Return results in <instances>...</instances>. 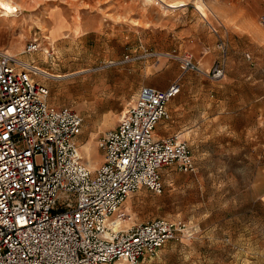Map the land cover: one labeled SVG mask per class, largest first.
Masks as SVG:
<instances>
[{
    "label": "rangeland",
    "instance_id": "374dc122",
    "mask_svg": "<svg viewBox=\"0 0 264 264\" xmlns=\"http://www.w3.org/2000/svg\"><path fill=\"white\" fill-rule=\"evenodd\" d=\"M184 1L168 8L157 0H0V49L17 41L14 54L35 59L50 73L89 70L46 82L54 103L82 116L76 143L90 145L89 155L80 152L97 168L104 159L99 138L115 127L134 91L149 81L169 85L179 73L175 59L160 57L157 63L145 54L192 52L205 70L213 62L205 47H215L214 60L222 59L216 45L221 37L223 77L183 74L167 107L171 118L184 116L187 124L201 126L199 142L187 138L196 171L162 166V193L133 192L123 205L130 217L125 225L165 217L194 226L192 236L169 240L139 264H264V0ZM198 4L219 35L203 21ZM61 9L70 27L62 17L55 29L51 17ZM33 33L46 37L41 48L51 55L21 52ZM127 53L143 57L108 64Z\"/></svg>",
    "mask_w": 264,
    "mask_h": 264
},
{
    "label": "built area",
    "instance_id": "2783aa9c",
    "mask_svg": "<svg viewBox=\"0 0 264 264\" xmlns=\"http://www.w3.org/2000/svg\"><path fill=\"white\" fill-rule=\"evenodd\" d=\"M42 39L33 33L21 52L51 55ZM216 45L222 59L205 70L190 53L145 54L175 59L178 78L164 89H139L115 127L99 138L104 159L94 169L79 155L80 113L50 103L48 78L35 59L0 50V264H139L169 240L195 233L193 225L165 217L126 226L123 205L141 188L162 193V166L195 171L187 141L178 133L158 138L154 130L169 117L167 104L183 74L223 77L226 45L221 37ZM139 57L127 54L109 64ZM114 218L121 222L114 225Z\"/></svg>",
    "mask_w": 264,
    "mask_h": 264
},
{
    "label": "crops",
    "instance_id": "0c3cea01",
    "mask_svg": "<svg viewBox=\"0 0 264 264\" xmlns=\"http://www.w3.org/2000/svg\"><path fill=\"white\" fill-rule=\"evenodd\" d=\"M156 4H158V3H156ZM155 4V5H156ZM62 10V9H61ZM208 10V9H207ZM208 12H210L209 10H208ZM62 14H63V16L65 17V19H67L66 18V16H65V14H64V11L62 10ZM201 15V14H200ZM202 18H203V21H205V22H207V24L209 25V27H210V29L212 30V32L215 34V35H217L218 34V29H216V27H215V25L212 23V22H210L209 20H208V18H207V15L206 14H203V16H202ZM67 22H68V25H69V27H70V22H69V19H67ZM68 27V28H69ZM213 29H216V31H217V34L213 31ZM68 30V29H67ZM77 30V29H76ZM78 31V30H77ZM65 34V33H64ZM219 35V34H218ZM64 37V36H63ZM62 38V37H61ZM59 39V38H58ZM18 41H20V39L18 40ZM16 43H15V46H11L10 47V49L12 50V51H15L16 49H17V47L18 46H16V44H18L19 42H17V41H15ZM139 48H142L141 46H139ZM136 48H134L133 49V51L135 50ZM0 50H2V49H0ZM174 50H176V49H173L172 51H174ZM209 50L210 51H212V53H211V56H212V58H213V62H212V64L214 63V59H216V57L219 55V51H216V49H215V47H210V46H208V47H205V51H207L208 53H209ZM20 51V50H19ZM167 52H169V51H167ZM191 55H192V58H193V60L194 61H197L198 63H199V65H200V67H201V64H200V62L198 61V60H196L195 59V57H194V55H193V53L192 52H189ZM188 53V54H189ZM206 53V52H205ZM13 54V53H12ZM18 54V53H17ZM129 56H133V57H135V56H138V55H140V54H135V55H132V53H127ZM127 54H125V55H127ZM131 54V55H130ZM125 55H121L119 58H117V59H112V61H110V62H115V61H119V60H122L123 59V57L125 56ZM149 57H153V56H149ZM23 58H24V56H23ZM141 57H139V58H133V59H131V60H127L126 62H124V63H122V64H113V65H127V63H129V62H134L135 60H141L140 59ZM25 59V58H24ZM153 59H154V62H159L160 61V57H153ZM110 62H108V64L110 63ZM211 64V65H212ZM211 65H209L208 67H206V68H209ZM202 68V67H201ZM178 75H179V73H178ZM177 75V76H178ZM176 76V78H175V80L178 78ZM174 80V81H175ZM173 81V82H174ZM172 82V83H173ZM171 83V84H172ZM171 84H169V85H171ZM169 85H166V84H159V85H157L156 83H154L153 81H149L148 83H145L144 85H142V86H139L135 91H134V93H133V95H131V97H130V99H129V102L131 101V100H133L135 97H136V95H137V92L139 91V89L141 88V87H144V86H150V87H153V88H155V89H164V88H167ZM178 94V93H177ZM176 94V95H177ZM173 99V98H172ZM171 99V100H172ZM170 100V101H171ZM169 101V102H170ZM129 102H127V104L129 103ZM169 102H168V104H169ZM50 103H52V104H55V105H58V104H56V103H54V101H52L51 100V98H50ZM168 104H167V107H168ZM123 111V110H122ZM122 111H121V113H122ZM168 112H169V117L167 118V119H160V121L156 124V128H155V130H154V135L156 136V137H158V138H161V137H167V136H170V135H172V134H176V133H178L179 134V136L181 137V138H185V140L187 141V143H188V140H187V138L188 137H190L191 139H195L197 142H199L200 141V134H198L197 132L200 130V125H195V124H192V125H189V124H187L188 122H186V120H185V118H184V116H176V117H174V118H171V115H170V111H169V109H168ZM120 113V114H121ZM189 144V143H188ZM190 146V145H189ZM190 149H191V146H190ZM191 152H192V149H191ZM192 154H193V152H192ZM194 155V154H193ZM194 159H195V163H196V167H195V171H196V168H197V162H196V157H195V155H194ZM172 169H174V168H172V167H170V170H172ZM260 198L262 199H264V192L262 193V195H260Z\"/></svg>",
    "mask_w": 264,
    "mask_h": 264
},
{
    "label": "bare ground",
    "instance_id": "6f19581e",
    "mask_svg": "<svg viewBox=\"0 0 264 264\" xmlns=\"http://www.w3.org/2000/svg\"><path fill=\"white\" fill-rule=\"evenodd\" d=\"M150 1H151V0H150ZM157 1L162 2V3H163L164 5H166L168 8H172V7H181V6H185V5H187V2L184 1V0H174V1L157 0ZM198 1H199V0H198ZM159 2H157V3L159 4ZM149 3H150V2H149ZM196 9H197L199 12H201L202 15H203V14H206L203 5L198 4L197 7H196ZM62 17H64V16H63V14H62V11H60V10H59L57 13H55L54 17H51V22L54 23V25H55V29H57V28L59 27V24H58V23L60 22L59 20H60ZM6 51H7V52H10V53H13L10 49H9V50L6 49ZM13 54H14V53H13ZM37 67H38L39 70L42 72V75H43V76H45V77H47V78H49V79L51 78V79H57V80L65 79L66 77H71V76H73V75H75V74H81V72H87V70H88V69H83V70L78 71V72L68 73V75H63V74H57V73H53V72L50 73V72H48L47 70L43 69L42 67H39V66H37ZM88 71H89V70H88ZM80 148L86 150L87 155H89L90 145L88 144V146H86V148H84L83 145H79V155H80V158H82V160H83L84 157H85V155H83V154L80 152ZM91 149H92V148H91ZM88 158H89V157H88ZM84 160L86 161L85 163H86V165L88 166L89 169H94V166H93V164L91 163V158H90V159H87V158L85 157ZM126 211H127V210H126ZM129 220H130V218H126V219L123 220L122 222H123L124 224H127ZM113 222H114V225H117V223H119V222H121V221H119L118 218H114ZM127 226H128V225H127ZM118 264H123V263L119 262Z\"/></svg>",
    "mask_w": 264,
    "mask_h": 264
},
{
    "label": "snow or ice",
    "instance_id": "6c2138e0",
    "mask_svg": "<svg viewBox=\"0 0 264 264\" xmlns=\"http://www.w3.org/2000/svg\"><path fill=\"white\" fill-rule=\"evenodd\" d=\"M217 75H219V73H217Z\"/></svg>",
    "mask_w": 264,
    "mask_h": 264
}]
</instances>
